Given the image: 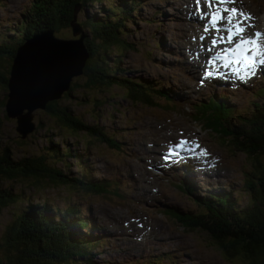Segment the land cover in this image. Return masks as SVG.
<instances>
[{"label":"rangeland","instance_id":"rangeland-1","mask_svg":"<svg viewBox=\"0 0 264 264\" xmlns=\"http://www.w3.org/2000/svg\"><path fill=\"white\" fill-rule=\"evenodd\" d=\"M136 1L141 2V8L128 16L127 29L123 32L125 41L131 46L125 50L122 46L108 47L99 50L98 55L104 56L105 51L107 62L103 61V64L108 67L106 69L114 70L121 78L129 80L130 84L121 81L104 84L98 78L94 80L93 67L89 64L86 67L91 55L87 47L88 57L83 73L73 77L70 89L61 99L56 100L57 107H67L72 115L97 127L99 131L73 132L63 127L64 124L61 125L51 111L37 109L32 112L31 122L28 120L31 131L22 136L18 127L24 130L27 128L25 124L20 125L17 119L7 115L5 102L10 62L5 53L9 50L1 49L0 155L7 153L13 161L45 157L47 167L52 170L36 179L0 176V195L4 191L11 192L10 196H0V261L3 263L8 256V229L14 227L19 215L30 205L47 204L62 211L73 205L86 213V219L94 225L93 231L108 241L101 250L95 251V264H247L240 254L235 258L225 255L210 235L182 227L176 219L158 213L156 207L172 205L186 212H201L205 215L203 208L207 207L202 202L210 199V194L219 193H228L240 207L251 203L252 199L245 190L249 175L254 172L250 157L220 144L219 134L224 133L221 120L215 118L216 121L209 123L207 117L200 122L196 120L199 114L194 110L198 103L213 99L232 107L241 116V121L250 118L257 104H260L261 110L264 109V93L259 95L261 89L264 92V72L255 70L248 84H238V79L228 81L220 77L219 72H213L212 68L206 66L201 72L207 79H200V66L196 69L194 60L192 64L195 67L190 65L185 58L187 56L182 57L180 51H186L191 46L194 29L198 25V29L206 25V18L201 16L203 14L196 9L194 11L201 16V20H191L194 11L189 7L193 8V5L184 3V0ZM246 1L250 6L243 4L242 9H253L251 12L254 16L251 19L256 17L258 25L261 17L260 22L264 26V0ZM33 2L0 0V42L1 39H7L8 48L16 47L21 39L20 23L27 16L29 8H32ZM83 2L81 0L76 4L75 8L80 5L77 20L73 22L72 19L68 28H47L43 31L52 30L54 36L61 39L69 36L78 38L73 35L78 30V22L86 33L91 27L85 23L89 18L107 28L109 22L114 23L113 17L116 19L122 14L118 12L128 1L101 0L86 5ZM109 4L112 6L110 13L106 9ZM34 6L37 12H44L43 1L36 0ZM104 10L106 17L101 14ZM202 20L203 23H198ZM105 28L102 31L109 35ZM260 28L257 26L251 29L250 34L257 31L264 33V27L262 30ZM260 42L264 46V39ZM107 44L109 46V41ZM231 45L219 47L215 58L218 54L221 57V52L227 46L232 48ZM0 46L3 44L0 43ZM239 75L233 76L236 78ZM141 82L151 84L150 88L160 90L162 87L163 91L169 92L179 110L168 111L158 93L155 97L150 94L148 98L145 95L139 96L134 84ZM227 121L232 123L234 118ZM218 129L223 132H218ZM167 134L170 137L163 139ZM101 137L109 138V142L100 140ZM176 137L187 140L190 143L188 149L196 150L208 162V169H194L184 162L185 157L182 156L168 160L167 153L158 151V147L170 145ZM157 139L164 141L156 145L154 140ZM56 145L59 152L63 153L59 156L60 161L54 157L58 148ZM202 152L207 155H201ZM152 156L158 159L159 165L151 163ZM3 166L6 167L5 164ZM86 169L87 175H84ZM53 170H60L62 175L73 178V181L62 183L60 177L53 176ZM76 179L86 183L102 181L108 186L109 181H113L120 187L119 192L125 191L126 195L120 201L114 193L94 195L93 191L79 186ZM181 179L196 186L192 193L185 192ZM253 185L254 191L259 192L264 186V178L256 176ZM106 189L109 190V187ZM210 206L216 207L214 204ZM221 213L224 216V212Z\"/></svg>","mask_w":264,"mask_h":264},{"label":"trees","instance_id":"trees-1","mask_svg":"<svg viewBox=\"0 0 264 264\" xmlns=\"http://www.w3.org/2000/svg\"><path fill=\"white\" fill-rule=\"evenodd\" d=\"M42 1L44 12L40 13L33 9L36 2L34 0L32 8H29L27 16L21 22L22 24L20 23L22 36L16 47L13 49L8 48L7 39H1L0 43L3 46H0V51L3 48L9 50L5 54L9 59L10 65L16 55L17 47L30 39L34 34L47 28H68L74 17L76 4L81 0ZM83 1V4L86 5L88 2L94 3L101 0ZM127 1L125 7L118 12L122 14L116 19L113 17L114 23L108 21L109 27L107 28L100 24V22L93 21L91 18L85 20V23L91 26L88 28L89 30L86 32L85 38V45L89 49V54H91L86 67L88 64L93 67V79L98 78L104 84H110L113 81L116 83H120L121 81L123 84L130 82L121 78L114 70L106 69L108 67L103 64V61L107 62L104 58L106 55L105 51L104 56L98 57L99 50L119 46H122V49L125 50L127 46H131L125 41L123 32L127 29L126 22H128V16H132L133 12L140 10L141 2L136 0ZM34 8H38V6H34ZM111 8V4H109V8L106 5L109 13L111 12ZM101 14H104L103 16L106 17L105 10ZM103 28H105V32H109V35H105L102 31ZM54 31L56 32V30ZM67 38L69 39L70 36ZM108 41L109 46H107ZM0 57H2L1 54ZM134 86L137 87L139 96L145 95L148 98V94H150L152 97H155L156 93H158L163 98L164 107L168 111L174 112L175 110H179L173 97L169 92L163 91L162 87L160 90H157L150 88L151 84L148 85L142 82L134 84ZM262 93H264L263 89L260 90L259 95ZM57 102H50L46 110L51 111L59 123L61 125L64 124L63 127H68L73 132L84 130L99 131L97 127L90 126L76 118L67 107H57L55 105ZM231 108L226 103L209 99L206 103H198L194 111L198 112L199 117L196 120L200 122L205 121L207 117L209 123L216 121L215 118L221 120L224 133L219 134L220 144L225 148L232 147L237 151L245 153L248 158L250 157L254 172L249 175L245 190L252 199L251 203L246 205V207H251L249 209H246L245 206L240 207L231 195L219 193L210 194L209 198L211 200L207 199L202 202L207 207L203 208L206 213L205 215H202L201 212H186V210H180L172 205H169V207H156V210L160 214L176 219L182 227L188 230L192 229L210 235L228 257L235 258L240 254L247 264H264V186L258 192L254 191L253 185L256 176L264 178V109L261 110L260 104H257L254 114L250 118L242 120L243 123L241 124V119L236 115H232L234 111ZM232 118H234L233 124L227 121V119ZM216 125L219 126V124ZM238 125H241V127ZM219 131L223 132L218 129ZM103 139L109 142V138L101 137L100 140ZM112 144H114L113 141ZM56 146L58 147V145ZM59 151L58 147L54 152V157L58 161H60L59 156L61 157V154H63ZM6 154L0 155V176L3 175L9 179L16 176L36 179L40 178L43 173L46 175L48 172H52L46 165L45 157L24 158L19 161H13ZM53 176L60 177L64 184H66V181H73V178L62 175L60 170H53ZM76 182L86 190L93 191L94 195H100L103 192L114 193L117 195L115 198L118 201L126 195L125 191L119 192L120 187H114L111 191L112 186L110 184L108 186V184L102 181H90L86 183L83 180L76 179ZM181 185H183L186 193H192L195 186L193 183L186 182L183 179H181ZM88 186L89 188H86ZM90 186L94 187L91 188ZM107 187H109V190L106 189ZM1 194L6 197L10 196L11 192L4 191ZM12 199L14 201V198ZM211 204H214L216 207L210 206ZM221 211L224 212V216ZM86 216V213L81 208L73 205L64 208L63 211L61 209H53V207L47 206V204L30 205L27 210L19 215L14 227L8 229L6 234L8 256L6 257V262L0 261V264H95V251L101 250L104 243L108 241L104 240L101 234L93 231L94 225L86 219ZM27 219H29V223ZM158 259L160 260L161 257Z\"/></svg>","mask_w":264,"mask_h":264},{"label":"water","instance_id":"water-1","mask_svg":"<svg viewBox=\"0 0 264 264\" xmlns=\"http://www.w3.org/2000/svg\"><path fill=\"white\" fill-rule=\"evenodd\" d=\"M78 8L73 22L77 20ZM81 27L78 22V33L73 32L78 38L64 41L55 37L52 30L41 31L17 47L8 70L6 108L8 117L27 127H18L22 136L31 131L28 120L31 122L33 110H46L50 102L61 99L70 89L72 78L83 73L88 52L86 33Z\"/></svg>","mask_w":264,"mask_h":264},{"label":"bare ground","instance_id":"bare-ground-1","mask_svg":"<svg viewBox=\"0 0 264 264\" xmlns=\"http://www.w3.org/2000/svg\"><path fill=\"white\" fill-rule=\"evenodd\" d=\"M195 1V2H194ZM184 3H187V4H191L193 5V8L189 7L188 5H186L187 7H189L192 11L198 9L203 15L204 18H206V25H204V27H202V29H198L200 25H198L196 27V29H194V39L191 43V46L190 47H187L186 48V51L182 50L180 51V55L182 57H184L185 55L187 57H185L186 59L189 60V64L194 66L192 63H194L192 60L196 61V69H199L197 66L199 65L200 66V69H199V77L200 79H203V80H206L207 77L201 72L202 68L203 67H210L212 68V71L213 72H219V76H223L226 78V80L228 81H231V80H234V79H238L237 80V83H246L248 84L247 82H249L250 80V75L251 73H253L255 70L258 71V70H262L264 72V65H257L251 73H248L247 70L244 69V66L243 64H236L234 62L232 63H229L228 60L224 59H217L215 58L216 54H217V49L219 47H222L223 45H226V44H229L225 41H221L219 38L221 36H226L227 35V32H226V28H227V22L226 20L224 21H221L217 24L216 28H213L212 25H211V12L215 10V7L216 5L213 4V7L210 9L205 0H201V4L200 6L198 7L197 4H196V0H184ZM182 4V3H181ZM243 4H247L248 6H250L246 0H235V3H228V4H223V5H220L221 8H232L234 6H236V9H238L240 12H243L245 14H247L248 16L252 17L254 16V14L251 12V10L253 11V9H250V10H246V9H242L244 7ZM11 7V6H10ZM252 7V6H251ZM185 11V10H184ZM248 12V13H247ZM225 17H227L228 13H224ZM198 15V13H193V16H190L193 20V21H196L197 19H200V17ZM194 17V18H193ZM181 19V18H180ZM201 20V19H200ZM241 20H243V26L246 28V33L245 35L246 36H252L250 34V30L251 29H255L257 26H260V30L263 29V22H260L261 20V17L258 19V25L256 23V17L253 18V19H247V20H244V18H242ZM197 22V21H196ZM205 22V21H204ZM198 23H203V20L202 22H198ZM254 24V25H252ZM196 26V25H195ZM202 26V25H201ZM205 27L208 28V31H205ZM189 28V27H188ZM219 29V31H217L216 29ZM252 32V31H251ZM181 37V36H180ZM203 37V39H202ZM213 39H216L218 42L215 46L212 45V40ZM67 40V39H64V41ZM239 42V37L235 38L233 40V44H236ZM231 43V44H232ZM261 45L263 46V42H260ZM229 44V45H231ZM232 44V45H233ZM231 45V46H232ZM230 46V47H231ZM182 48V47H181ZM228 48V46H227ZM233 48V47H232ZM220 51V50H219ZM185 52V53H183ZM224 50L221 52L223 53ZM222 62H223V65H222ZM195 67V66H194ZM208 71V70H207ZM194 73V71H193ZM240 74L239 76H237L236 78L233 76V75H238ZM132 76V75H131ZM212 79L214 80H219V78H213L211 77ZM245 79V80H244ZM247 79V80H246ZM192 83V82H191ZM77 85V84H76ZM78 86V85H77ZM187 91V90H186ZM189 92V91H188ZM232 115H236L239 119H241V117L236 113L234 112ZM230 115V116H232ZM229 116V117H230ZM243 122L241 121V124ZM241 127V125H238ZM170 136L167 134L166 136L163 137V139H166V138H169ZM154 140V143L156 145H159V143H161L162 141L164 140ZM182 140H185V139H182ZM181 141V139H179L178 137H176L172 143L170 145H167L166 147L162 148L161 147H158V151L161 152V153H167L168 154V160H171L173 159V157H179V156H182V157H185V160L184 162L189 164L192 168L194 169H197L199 167H202V168H206L208 169V162L204 161V158H202V156L198 155L196 152V150H190L188 149L190 147V143L188 142V144H186L183 148H176L175 150V145L177 143H179ZM187 141V140H186ZM172 149L173 152H177L179 153V155H176L174 154L173 152L170 153V151H167L166 149ZM188 151V152H187ZM172 162V161H171ZM212 162V161H211ZM151 163L153 165H159L160 162L158 161V159L155 157V156H152V159H151ZM216 166V165H215ZM89 167V165H88ZM175 167H181V166H178V165H175ZM183 168V167H182ZM164 170V169H163ZM189 170L191 171V168H189ZM212 170V169H211ZM87 171L88 169H86V173H83L84 175H87ZM134 173H137V172H134ZM203 174V173H202ZM212 174V173H211ZM105 177V176H104ZM106 181V180H105ZM109 184L113 187H117L116 184L112 181H109ZM224 194H228V193H224ZM133 217V216H132ZM135 217V216H134ZM120 218V217H119ZM125 222V221H124ZM126 226V225H125ZM132 227H134L132 225ZM151 227V226H150ZM125 228V227H124ZM137 229H140V227H137ZM143 229V228H142ZM133 230V229H132ZM145 230V229H144ZM122 231V230H121ZM131 234V233H130ZM124 235V234H123ZM129 235V234H128ZM109 236V235H108ZM156 236V235H155ZM170 248V247H169Z\"/></svg>","mask_w":264,"mask_h":264},{"label":"snow or ice","instance_id":"snow-or-ice-1","mask_svg":"<svg viewBox=\"0 0 264 264\" xmlns=\"http://www.w3.org/2000/svg\"><path fill=\"white\" fill-rule=\"evenodd\" d=\"M205 2L210 9L213 7V4L216 5L215 10L211 12L210 22L213 28H216L217 24L221 21L226 20L227 22V35L221 36L219 39L221 41L226 40L227 43L231 44L235 38L239 37V42L236 43L234 48L225 49L228 56L224 57V59L228 60L229 63L243 64L244 69L248 73H251L257 65H264V46L260 43L261 39H264V33L257 31L252 36H246L247 30L243 26V20L240 19V17H243L244 20H247L251 19V17L240 12L235 7H220L223 4L235 3V0H205ZM196 4L199 7L201 0H196ZM224 13H228L227 17H225ZM216 30L219 31L218 28ZM205 31H208L207 27H205ZM217 42L216 39H213L212 45L215 46ZM216 58L220 59L221 57L218 54ZM208 75L210 76L211 73H208ZM186 144H188V141L181 140L175 147L183 148ZM169 151L171 153L173 150L170 149ZM174 154L179 155V153ZM201 155H207V153L202 152Z\"/></svg>","mask_w":264,"mask_h":264},{"label":"flooded vegetation","instance_id":"flooded-vegetation-1","mask_svg":"<svg viewBox=\"0 0 264 264\" xmlns=\"http://www.w3.org/2000/svg\"><path fill=\"white\" fill-rule=\"evenodd\" d=\"M1 78H2V75H1Z\"/></svg>","mask_w":264,"mask_h":264}]
</instances>
